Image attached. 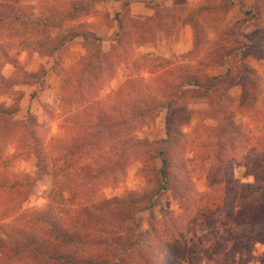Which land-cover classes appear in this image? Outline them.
<instances>
[{"label": "trees", "instance_id": "obj_1", "mask_svg": "<svg viewBox=\"0 0 264 264\" xmlns=\"http://www.w3.org/2000/svg\"><path fill=\"white\" fill-rule=\"evenodd\" d=\"M22 0H0V95L15 85L1 73L5 62L18 68L12 49L40 52L53 59L52 69L66 83L59 109L64 135L46 144L33 129L34 118L16 119L18 106L0 103V167L16 157L35 160L36 176L49 175L52 186L42 207L21 209L31 184L11 177L1 190L0 264H246L255 243L264 242V205L255 199L241 200L233 175L232 160L245 153L247 169L264 181V105L257 106L261 86L247 54L264 59L258 40L240 30L235 21L223 34L227 46L210 48V63L223 72L206 76V63L198 61L194 72L188 64L164 57L133 61L124 75L122 92L104 105L97 88L104 82L103 66L111 71L121 64L133 29L166 20L181 10L184 0L165 4L158 0H111L122 5L114 14L117 29L112 45L102 49L104 39L89 31L52 35L53 28L78 17L86 7L82 0H65L51 6L35 21ZM254 3L264 0H253ZM142 3L152 10L145 19L129 17V7ZM234 0H207L197 8L198 16H223ZM207 24L210 23L207 19ZM193 27L194 49L201 44L197 21ZM132 30V31H131ZM131 31V32H130ZM94 41V47L69 70L57 71L62 55L76 39ZM109 67V65H108ZM146 71L153 75L147 79ZM45 69L26 73L42 84ZM68 85V87H67ZM240 88L239 103L244 118L236 122L225 100L232 87ZM191 91L206 101L207 114L216 125L205 130V139L187 136L183 127L191 120L186 100ZM164 112L163 137L150 140L137 136L139 129ZM201 161L206 191L193 186L190 159ZM13 152L7 153L6 147ZM140 160L142 174L154 184L151 192L132 190L120 197H98L96 184ZM173 193L178 212L166 211L163 218L140 229L139 215L151 210L159 192ZM64 191H71L64 196ZM258 264H264V254Z\"/></svg>", "mask_w": 264, "mask_h": 264}, {"label": "rangeland", "instance_id": "obj_2", "mask_svg": "<svg viewBox=\"0 0 264 264\" xmlns=\"http://www.w3.org/2000/svg\"><path fill=\"white\" fill-rule=\"evenodd\" d=\"M87 3L86 7L78 10V17L65 21L61 27L53 28L52 35L66 33L69 31H89L95 36L104 39L102 49L107 50L112 45L107 40L113 38L117 29L114 21V14L122 10L120 3L111 0H82ZM165 4L172 0H158ZM31 10V18L35 21L42 19L51 6L58 9L65 0H22ZM207 4V0H184L181 10L173 11L164 21L155 22L153 25L145 26L143 31L133 29L135 38L126 46L123 52L121 64L111 71V65L103 66L104 82L97 88V99L101 104H108L111 98L117 97L123 89L124 75L133 66V61H144L150 57H164L188 64L196 72L198 61L203 58L206 63L204 73L206 76H213L223 72V68L210 63L208 50H220L227 46L223 34L235 22L242 20L240 30L250 36L257 38L262 51H264V1L254 3L253 0H234V5L221 16H198L197 8ZM49 8V9H48ZM129 17L139 20L152 15V10L142 3H135L129 7ZM194 18L197 21L198 31L201 36V44L194 49L193 27L187 19ZM207 19L210 23L207 24ZM130 31V32H131ZM95 45L94 41H84L81 38L74 40L68 45L67 51L62 55L57 71L69 70L81 60ZM10 57L16 60L18 68L11 62H5L1 67V73L9 82L15 85L9 87L5 93L0 95V103L5 106L16 105L19 108L16 119L26 122L28 116L34 118L33 129L43 143L64 135L63 123L59 109L62 90L66 83L52 69L53 59L44 53L32 52L29 50L12 49ZM244 61L252 66L258 76L261 94L257 100V106L264 105V59H257L247 54ZM45 69L42 84L31 79L26 73H37ZM147 79L153 75L142 71ZM68 87V85H67ZM240 88L232 87L228 92L225 102L234 111L236 122L248 121L244 118L239 103ZM186 105L191 112L190 122L183 127L184 133L191 138L205 139V130L216 125L212 115H208L207 101L196 91H191L186 100ZM164 112L150 124L139 129L137 136L150 140L163 137ZM264 124L258 122L257 130L263 131ZM193 145L189 146L186 153L190 159L188 167L192 173L193 186L199 192L206 191V175L201 161H197L192 154ZM6 152H13L11 145L6 147ZM248 158L245 153L239 152L232 160L233 175L239 187L241 200L255 199L264 205V181L255 179L246 167ZM35 160L31 157H16L8 161L6 166L0 167V199L5 194L1 190L7 185L11 177H15L26 184H31V191L21 209L42 207L46 204V195L52 186V179L49 175H41L34 181L36 176ZM140 160H134L123 170L117 171L114 175L104 178L96 184L94 193L98 197H120L132 190L151 192L154 184L142 174ZM71 191H64V196L69 197ZM156 205L148 211L139 215L140 229L145 230L152 221L163 218L166 211L178 212L179 207L173 193L169 190L161 191L156 196ZM1 207V201H0ZM264 254V242L255 243L252 247L251 257L246 264H258L259 258Z\"/></svg>", "mask_w": 264, "mask_h": 264}, {"label": "crops", "instance_id": "obj_3", "mask_svg": "<svg viewBox=\"0 0 264 264\" xmlns=\"http://www.w3.org/2000/svg\"><path fill=\"white\" fill-rule=\"evenodd\" d=\"M133 4H135V3H133ZM133 4H131V5H133ZM131 5H130V6H131Z\"/></svg>", "mask_w": 264, "mask_h": 264}]
</instances>
